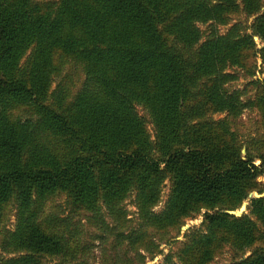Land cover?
I'll use <instances>...</instances> for the list:
<instances>
[{
    "label": "trees",
    "instance_id": "1",
    "mask_svg": "<svg viewBox=\"0 0 264 264\" xmlns=\"http://www.w3.org/2000/svg\"><path fill=\"white\" fill-rule=\"evenodd\" d=\"M263 4L0 0V264H94L108 229L102 264H143L200 211L201 227L152 264H209L226 247L222 264H264V196L228 211L264 190V78L230 86L257 57L264 65ZM238 13L250 24L222 32ZM70 72L82 77L74 88ZM244 107L257 112L252 132L232 126ZM130 196L137 227L122 207Z\"/></svg>",
    "mask_w": 264,
    "mask_h": 264
},
{
    "label": "rangeland",
    "instance_id": "2",
    "mask_svg": "<svg viewBox=\"0 0 264 264\" xmlns=\"http://www.w3.org/2000/svg\"><path fill=\"white\" fill-rule=\"evenodd\" d=\"M263 2H264V0H263ZM263 8H264V4H263ZM233 17L234 18H232L229 23L219 26V28L222 32H224L228 28V26L231 25L230 23H232L235 20H241L246 25H249L250 22L252 21V16H246L243 13H238V14L234 15ZM199 26L204 28L205 24L200 23ZM248 30H250V28H248ZM254 40L256 41L258 47L263 44L262 40H260L258 36H254ZM255 60H256V65H257L255 68V72H254L255 74H253V76L244 75L239 70L238 71L239 77L230 84L231 87H233V88L238 87V88L242 89L245 86V83L250 78H258L259 80L262 81V79L264 78V65L261 64V60L259 57H257ZM77 76H78V74H73L72 72H70L69 75L66 76V77L72 78L73 88L76 86V84H78L80 78L82 79V77L77 78ZM55 80H54V82H55ZM250 92H252V89H250V87H248L245 93H250ZM243 96H246V95L244 94ZM187 105H190V102L185 103V106H187ZM138 109L142 114H144L146 116L147 126L149 128V131L153 134L154 133L153 124H152L150 118L148 117V115L146 114V112L144 111L143 106H138ZM210 115L213 119H218L219 117L224 116L225 112H213ZM256 117H257V112L255 110H252L251 108H248V107H244V109L240 115V119L237 118V120H236L237 122L234 121L232 126L237 127L242 131H246V129L248 127V130L252 132L255 130L254 129V126H255L254 122H255ZM245 147H246L245 144L241 147V153L243 154V156L246 152V150H244ZM258 160L260 162V159H256L255 161H258ZM256 181H257V183L260 184L261 187H264V172L257 175ZM169 188H170V180L167 178V179H165L164 184H163L162 189H161L160 200L153 207V210L159 211L163 207L165 199H166L167 194L169 192ZM256 191H258V190H256V189L252 190L250 192L251 194L248 195V197L244 198L237 208L233 209L239 213L236 215H240L243 212H247L249 201H250L249 198L252 197ZM261 192H264V190ZM122 207L125 211V217L127 218L126 223L137 227L138 216H136V210L137 209H136V205L133 202V197L130 196V197L126 198L122 203ZM241 207H244V208H241ZM103 211H104V216H105L104 218H105L106 222L108 223L109 226H112V224H113L112 218H111L112 216L110 214H108L105 210H103ZM14 212H15V208H14V206H11L9 208V210H7V213H6L7 227H9V228L14 227V223H15V213ZM80 217L82 218V221L84 222V226L86 227L87 230H89L90 232L97 230L95 228L96 226L91 225L85 221V217H83V215H81ZM183 220H184V222L180 226L178 232L176 233V230L173 232V234H176V235H174L175 236L174 238L177 240L175 242H171V243H166L164 241H160L159 247L162 248V252L156 254L152 258L147 256L145 258V261L143 262V264H152L154 262L157 263V262L162 260L164 253L168 252L169 250L172 252L177 251L179 246H180V242L185 239L184 233H185L186 229L191 228V227L192 228L193 227L194 228L195 227H201L200 223L202 220V211L195 214L194 217H186ZM124 230H127V229H124ZM106 233H107V242L106 243H103L101 245L99 240L96 239L93 241V245L91 248L92 249L91 260L94 264H102V262H104L105 257H103V250L108 254L113 253V250L111 248V242L113 241V238H112L113 233H110L109 229L106 230ZM119 253H121V252H119ZM232 257H233L232 251L229 250L228 247H226V248H223L219 253H217L214 256V258L209 262V264H222L225 262H229L232 259ZM109 261H111L110 258H109ZM107 264H111V263H107Z\"/></svg>",
    "mask_w": 264,
    "mask_h": 264
},
{
    "label": "water",
    "instance_id": "3",
    "mask_svg": "<svg viewBox=\"0 0 264 264\" xmlns=\"http://www.w3.org/2000/svg\"><path fill=\"white\" fill-rule=\"evenodd\" d=\"M245 150V149H244ZM256 163H258L259 162V160L258 161H255ZM251 193H249V195H250ZM254 197L255 196H264V192H258V191H256L255 193H254V195H253ZM241 208H244V207H241ZM229 212H232V213H235V214H239L237 211H235V210H233V209H229L228 210Z\"/></svg>",
    "mask_w": 264,
    "mask_h": 264
}]
</instances>
